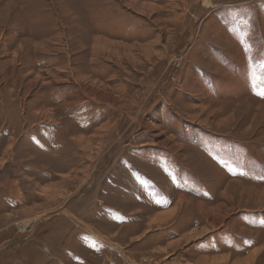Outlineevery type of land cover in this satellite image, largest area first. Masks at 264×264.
Listing matches in <instances>:
<instances>
[{"label": "rangeland", "instance_id": "1", "mask_svg": "<svg viewBox=\"0 0 264 264\" xmlns=\"http://www.w3.org/2000/svg\"><path fill=\"white\" fill-rule=\"evenodd\" d=\"M245 170L264 178V0H0V264H186L154 242L198 223L195 251L244 255L264 199L223 185Z\"/></svg>", "mask_w": 264, "mask_h": 264}, {"label": "crops", "instance_id": "2", "mask_svg": "<svg viewBox=\"0 0 264 264\" xmlns=\"http://www.w3.org/2000/svg\"><path fill=\"white\" fill-rule=\"evenodd\" d=\"M98 37L99 36H97V38ZM83 55H85V54L83 53ZM79 60H82V62H85L84 57H82V59H79ZM98 60H99V58L92 60L91 64H95ZM159 93H161L160 89H159ZM232 165L234 166V169L236 170L235 165L234 164H232ZM240 172H241V174L238 173L237 175L233 174L231 176H227L228 175L227 174L226 175L227 183H225L223 185L224 186L223 189L226 192H228V194H230L232 192V193H237V194L241 193V195H243V194L253 195V193L257 191V193L259 194L260 200L264 199V178L259 177L258 181H254V180H252L254 178V176H252L251 173H249L250 171L245 170V171H240ZM203 176H205V178H203V179H206V181H215L216 179H219V178H215V175L209 176V175L203 174ZM251 185H253V186H251ZM171 209H172L171 207L165 209L164 212L165 211L166 212L158 217L159 221H157V219H154V220L156 222H160V223L167 222L170 219V217L174 214V212ZM199 213L200 214L203 213L206 215V212L204 211V209H202V210L199 209ZM207 215H209V214H207ZM207 218H209V217H206V219ZM148 224L151 225V219H150ZM240 228H245V227H244V225H241ZM183 229H184V227H183ZM147 232L150 233L151 228L148 229ZM206 233H207V231H205V229L203 230V224L198 223V224H193L189 227L187 226V228L185 230H182L179 238H174V239H169V240L164 239V240L154 242V243H156V247L159 248V250H158L159 252H163V251L166 252L169 249V247L172 246V244H174V245L180 244V245H182V248L185 245L186 247L184 248V250H186L187 253L189 254V253H192L191 250L194 249L193 250V252H194L196 248L201 247L203 244H205L204 242H205V238H206V236H205ZM136 240L137 241H143L144 239L139 234L138 237L136 238ZM189 245H191V247H188ZM150 248H151V246H150ZM219 253H221V252H218V254L209 255V252L204 251V250L203 251H195L193 253L192 259L188 258V254H187L186 259H189V261H187L186 264H192L191 263L192 260H195L196 262H199L200 264H207L209 262H212L214 264H256L258 259L261 256L263 257L262 263L264 264V243L253 246L246 253H243L244 255L234 253L231 250H228L226 252L228 254L226 256H225L226 253L225 254H219ZM138 254L139 253H137L136 255H138ZM168 256H169V254H168ZM211 257H212V260H211Z\"/></svg>", "mask_w": 264, "mask_h": 264}, {"label": "built area", "instance_id": "3", "mask_svg": "<svg viewBox=\"0 0 264 264\" xmlns=\"http://www.w3.org/2000/svg\"><path fill=\"white\" fill-rule=\"evenodd\" d=\"M28 228H29V226H28Z\"/></svg>", "mask_w": 264, "mask_h": 264}]
</instances>
